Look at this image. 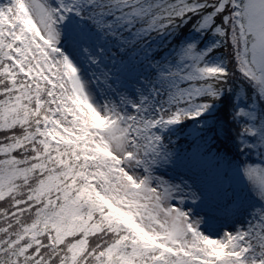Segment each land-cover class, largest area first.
<instances>
[{
	"label": "snow or ice",
	"instance_id": "6c2138e0",
	"mask_svg": "<svg viewBox=\"0 0 264 264\" xmlns=\"http://www.w3.org/2000/svg\"><path fill=\"white\" fill-rule=\"evenodd\" d=\"M0 264H264V0H0Z\"/></svg>",
	"mask_w": 264,
	"mask_h": 264
},
{
	"label": "trees",
	"instance_id": "16d2710c",
	"mask_svg": "<svg viewBox=\"0 0 264 264\" xmlns=\"http://www.w3.org/2000/svg\"><path fill=\"white\" fill-rule=\"evenodd\" d=\"M199 35H200L199 33L196 34V36H199ZM167 39H168V37H166V36L159 37V38H157V43H163ZM214 42H215V40H214V38H212L211 33L208 34L207 39H204L203 37H201V43L205 46V48L211 47V45ZM209 55L211 56V53ZM218 60H219V55H217V57L213 58V60H210V62H218ZM222 99H224V103L217 106L216 115L222 119L230 120V111L228 109V103L229 102H228L227 98H222ZM241 103L245 104L247 102L241 101ZM193 127L194 126L191 123H189L187 130H185L182 133V138L179 141V143L181 145L182 155H184L186 157L190 156L192 149L194 148L195 142H196L195 133L192 131ZM231 135H234V133H232ZM252 142H254V141H252ZM219 147L224 148L225 145L222 143L221 145H219ZM227 147H228L229 154L233 160L240 161L243 159V157L239 154L238 148L234 144L229 145ZM248 159L250 162H258L259 154L257 155V151L252 150V151H250V153L248 155ZM201 170L207 176H211V174L217 173V172H221V174L224 175L225 178L230 175L229 170L217 169L214 165H211V164L206 168H202Z\"/></svg>",
	"mask_w": 264,
	"mask_h": 264
},
{
	"label": "rangeland",
	"instance_id": "374dc122",
	"mask_svg": "<svg viewBox=\"0 0 264 264\" xmlns=\"http://www.w3.org/2000/svg\"><path fill=\"white\" fill-rule=\"evenodd\" d=\"M53 2H55V0H53ZM134 75H136L137 77H140L142 79V76H141L140 73H135ZM160 171H161L162 174H166L167 176H170L172 179L176 180L177 182H179V180H180L182 175L185 178L190 177L191 180H194L199 186L205 187V188L214 187L215 185L220 183L221 180L229 179V176H227L225 178L224 175L221 174V172L213 173V174H211V176H206L201 171V169H193L191 171H186V170H168L167 173H165L164 169H161ZM191 180H190V182H191ZM193 212H194V214L195 213H199L200 209L199 208H195V209H193ZM248 219L249 218L247 216L241 217V223L246 226V224L248 222ZM201 227H202V229H204L207 226L206 225H202Z\"/></svg>",
	"mask_w": 264,
	"mask_h": 264
}]
</instances>
